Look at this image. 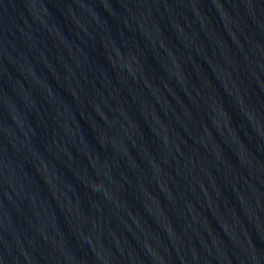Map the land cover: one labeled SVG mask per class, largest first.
I'll list each match as a JSON object with an SVG mask.
<instances>
[{"label": "water", "instance_id": "95a60500", "mask_svg": "<svg viewBox=\"0 0 264 264\" xmlns=\"http://www.w3.org/2000/svg\"><path fill=\"white\" fill-rule=\"evenodd\" d=\"M0 264H264V0H102L0 55Z\"/></svg>", "mask_w": 264, "mask_h": 264}]
</instances>
